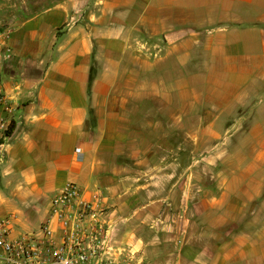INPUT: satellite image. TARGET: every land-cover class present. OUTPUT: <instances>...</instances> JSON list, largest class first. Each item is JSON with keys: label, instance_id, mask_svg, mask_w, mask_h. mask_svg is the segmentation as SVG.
Returning <instances> with one entry per match:
<instances>
[{"label": "crops", "instance_id": "obj_1", "mask_svg": "<svg viewBox=\"0 0 264 264\" xmlns=\"http://www.w3.org/2000/svg\"><path fill=\"white\" fill-rule=\"evenodd\" d=\"M0 15L5 239L38 233L73 182L100 196L122 264H264V0H0Z\"/></svg>", "mask_w": 264, "mask_h": 264}, {"label": "built area", "instance_id": "obj_2", "mask_svg": "<svg viewBox=\"0 0 264 264\" xmlns=\"http://www.w3.org/2000/svg\"><path fill=\"white\" fill-rule=\"evenodd\" d=\"M49 201V220L56 222L58 235L46 220L38 233L7 240L2 223L0 264H122L125 250L116 244L100 196L86 201L79 187L68 182Z\"/></svg>", "mask_w": 264, "mask_h": 264}, {"label": "rangeland", "instance_id": "obj_3", "mask_svg": "<svg viewBox=\"0 0 264 264\" xmlns=\"http://www.w3.org/2000/svg\"><path fill=\"white\" fill-rule=\"evenodd\" d=\"M8 11H9V9L4 10V13H3V14H4V15H7ZM1 18H2V15H0V20H1ZM147 104H149V106H148ZM151 107H152V101H151V100H147V103H145L144 108H142L143 111H144L143 113H146L147 111L152 112L153 110H150ZM129 111H130V110H129ZM132 111L135 112V108H134V110H132ZM154 111L157 112L156 110H154ZM139 112H140V111H139ZM140 113H141V112H140ZM140 113H139V114H140ZM142 126H143V129L149 128V126L146 124V122H143ZM146 126H147V127H146ZM209 139H211V141H210V143H209V146H210L211 143H213L216 139H215V138H209ZM207 170H208L207 175H210V171L213 170V169H207ZM203 172H205V171L201 170V171H200V174L205 175V173L203 174Z\"/></svg>", "mask_w": 264, "mask_h": 264}, {"label": "trees", "instance_id": "obj_4", "mask_svg": "<svg viewBox=\"0 0 264 264\" xmlns=\"http://www.w3.org/2000/svg\"><path fill=\"white\" fill-rule=\"evenodd\" d=\"M10 133H11V130L8 131V134H10Z\"/></svg>", "mask_w": 264, "mask_h": 264}]
</instances>
